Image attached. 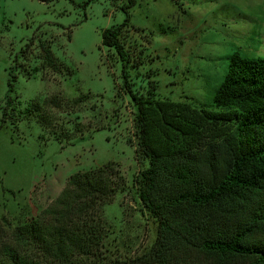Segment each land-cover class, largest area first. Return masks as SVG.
Returning a JSON list of instances; mask_svg holds the SVG:
<instances>
[{"label":"rangeland","instance_id":"374dc122","mask_svg":"<svg viewBox=\"0 0 264 264\" xmlns=\"http://www.w3.org/2000/svg\"><path fill=\"white\" fill-rule=\"evenodd\" d=\"M124 3L0 0V242L55 201L72 174L108 162L126 185L89 212L95 241L74 264H123L155 242L158 222L138 196L149 160L137 155V107L116 50L102 43L103 30L124 21ZM131 13L121 40L140 95L218 111L231 56L264 58V0H136ZM42 45L59 70L43 64Z\"/></svg>","mask_w":264,"mask_h":264},{"label":"trees","instance_id":"16d2710c","mask_svg":"<svg viewBox=\"0 0 264 264\" xmlns=\"http://www.w3.org/2000/svg\"><path fill=\"white\" fill-rule=\"evenodd\" d=\"M124 2V21L105 28L102 43L116 50L137 107V155L149 160L138 196L158 232L148 251L123 264H264V58L231 56L214 96L218 111L140 95L121 40L136 0ZM42 51L43 64L59 70L51 48ZM16 80L12 72L7 105ZM125 185L114 162L72 174L55 201L0 242V264H74L95 241L89 212Z\"/></svg>","mask_w":264,"mask_h":264}]
</instances>
